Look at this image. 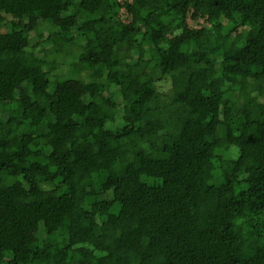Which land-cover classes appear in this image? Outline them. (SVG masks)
<instances>
[{"label":"trees","instance_id":"16d2710c","mask_svg":"<svg viewBox=\"0 0 264 264\" xmlns=\"http://www.w3.org/2000/svg\"><path fill=\"white\" fill-rule=\"evenodd\" d=\"M0 264H264V0H0Z\"/></svg>","mask_w":264,"mask_h":264},{"label":"rangeland","instance_id":"374dc122","mask_svg":"<svg viewBox=\"0 0 264 264\" xmlns=\"http://www.w3.org/2000/svg\"><path fill=\"white\" fill-rule=\"evenodd\" d=\"M53 203H54V201L51 202V204H53Z\"/></svg>","mask_w":264,"mask_h":264}]
</instances>
